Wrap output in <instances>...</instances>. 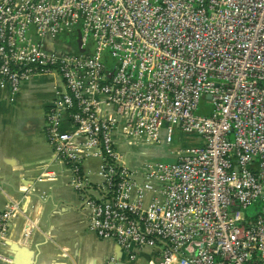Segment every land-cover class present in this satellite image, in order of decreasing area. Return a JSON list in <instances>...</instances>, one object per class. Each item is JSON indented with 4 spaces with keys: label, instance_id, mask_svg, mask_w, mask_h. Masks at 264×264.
I'll list each match as a JSON object with an SVG mask.
<instances>
[{
    "label": "built area",
    "instance_id": "built-area-1",
    "mask_svg": "<svg viewBox=\"0 0 264 264\" xmlns=\"http://www.w3.org/2000/svg\"><path fill=\"white\" fill-rule=\"evenodd\" d=\"M40 75L56 82L36 181L67 170L98 237L154 264H264V0H0V88ZM152 145L175 161L133 150ZM32 193L0 212V245L19 214L28 235Z\"/></svg>",
    "mask_w": 264,
    "mask_h": 264
},
{
    "label": "crops",
    "instance_id": "crops-1",
    "mask_svg": "<svg viewBox=\"0 0 264 264\" xmlns=\"http://www.w3.org/2000/svg\"><path fill=\"white\" fill-rule=\"evenodd\" d=\"M55 82L54 78L40 75L22 82L17 93L0 88V212L6 203L19 200L31 186L47 195L40 199L32 193L27 206L22 203L31 222L29 233L24 234V215L13 218L4 244L0 245V264H14L8 258L13 251L6 241L23 246L19 264H154L158 258L156 248L127 250L113 239L98 237L90 229L87 211L80 194L69 184L67 170L51 165L57 179L36 181L41 165L51 159L44 123L45 112L55 96ZM32 94L39 98L34 111L28 113L22 108V114L18 113L20 102ZM145 154L143 151L142 157L147 159ZM158 155L154 154L152 159ZM86 167L94 170L95 163H86Z\"/></svg>",
    "mask_w": 264,
    "mask_h": 264
},
{
    "label": "rangeland",
    "instance_id": "rangeland-1",
    "mask_svg": "<svg viewBox=\"0 0 264 264\" xmlns=\"http://www.w3.org/2000/svg\"><path fill=\"white\" fill-rule=\"evenodd\" d=\"M71 39H73V37H71ZM34 99H35V102H34ZM38 99L39 98L36 94H32V96L26 98L23 101V103H26V104L29 103V104L26 106L22 102H20L21 105H19V107L17 108L18 109L17 112L22 114V112H20V110L22 108L28 113L33 112L34 108H35L34 105H37ZM206 106H207V109L204 110V109H202V103H200L197 113L203 114V115L208 114L211 110V106L210 105H206ZM199 143H200V137L197 134H194V133L189 134V133H183L181 131H179V132L175 131L174 132V142L171 145V147L174 148L176 146H188V145L199 144ZM133 150L138 151V152L144 151L146 153L144 156H146L150 159L153 158L154 154H159L158 155L159 157L157 159L163 160L165 162L175 161L174 158L168 156V146H166V145H157V146L152 145V146L145 147L142 150L138 149V148H133ZM124 151H126V149H124ZM261 205H262L261 202H259V203L255 202V203L251 204L250 206H248L244 210V212L248 216H253L258 211H260Z\"/></svg>",
    "mask_w": 264,
    "mask_h": 264
},
{
    "label": "water",
    "instance_id": "water-1",
    "mask_svg": "<svg viewBox=\"0 0 264 264\" xmlns=\"http://www.w3.org/2000/svg\"><path fill=\"white\" fill-rule=\"evenodd\" d=\"M6 245L10 246L13 253L8 256L10 260H12V263L19 264L18 260L20 259V255L22 252H24L23 246H20L18 243L12 242V241H6ZM24 264H30L29 262H25Z\"/></svg>",
    "mask_w": 264,
    "mask_h": 264
}]
</instances>
